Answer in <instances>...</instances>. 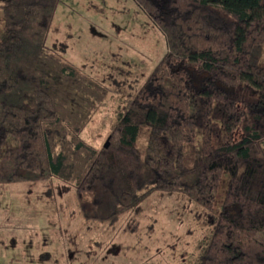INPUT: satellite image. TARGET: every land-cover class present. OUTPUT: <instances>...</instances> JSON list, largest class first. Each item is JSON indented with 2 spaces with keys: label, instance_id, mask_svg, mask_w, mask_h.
<instances>
[{
  "label": "trees",
  "instance_id": "obj_1",
  "mask_svg": "<svg viewBox=\"0 0 264 264\" xmlns=\"http://www.w3.org/2000/svg\"><path fill=\"white\" fill-rule=\"evenodd\" d=\"M60 2H0V189L56 178L108 224L180 194L211 218L198 264H264V0H134L168 49L100 148L106 90L48 44Z\"/></svg>",
  "mask_w": 264,
  "mask_h": 264
},
{
  "label": "rangeland",
  "instance_id": "obj_2",
  "mask_svg": "<svg viewBox=\"0 0 264 264\" xmlns=\"http://www.w3.org/2000/svg\"><path fill=\"white\" fill-rule=\"evenodd\" d=\"M48 44L64 45L67 60L106 90L81 133L97 148L168 49L134 0H61ZM210 226L180 194L155 192L108 224L83 218L70 183L13 184L0 189V264H198Z\"/></svg>",
  "mask_w": 264,
  "mask_h": 264
},
{
  "label": "water",
  "instance_id": "obj_3",
  "mask_svg": "<svg viewBox=\"0 0 264 264\" xmlns=\"http://www.w3.org/2000/svg\"><path fill=\"white\" fill-rule=\"evenodd\" d=\"M106 147H107V145H106Z\"/></svg>",
  "mask_w": 264,
  "mask_h": 264
}]
</instances>
